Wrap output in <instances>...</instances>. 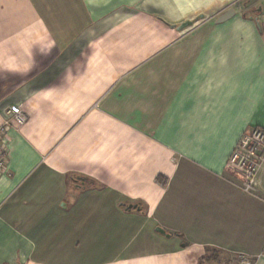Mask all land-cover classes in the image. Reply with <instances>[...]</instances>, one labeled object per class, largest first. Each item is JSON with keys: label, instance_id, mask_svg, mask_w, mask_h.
Here are the masks:
<instances>
[{"label": "crops", "instance_id": "crops-1", "mask_svg": "<svg viewBox=\"0 0 264 264\" xmlns=\"http://www.w3.org/2000/svg\"><path fill=\"white\" fill-rule=\"evenodd\" d=\"M12 106L0 264H264V0H0Z\"/></svg>", "mask_w": 264, "mask_h": 264}, {"label": "built area", "instance_id": "built-area-1", "mask_svg": "<svg viewBox=\"0 0 264 264\" xmlns=\"http://www.w3.org/2000/svg\"><path fill=\"white\" fill-rule=\"evenodd\" d=\"M28 116L19 106H12L0 121V172L6 164V139L13 125L24 124ZM228 167L240 175L241 186L245 192L256 190L258 174L264 164V129L253 128L245 132L238 140L228 160ZM264 257V249L259 254Z\"/></svg>", "mask_w": 264, "mask_h": 264}, {"label": "water", "instance_id": "water-1", "mask_svg": "<svg viewBox=\"0 0 264 264\" xmlns=\"http://www.w3.org/2000/svg\"><path fill=\"white\" fill-rule=\"evenodd\" d=\"M235 11L234 9H229L226 12H223L218 18H217V22H224L225 20L231 18L232 16H234ZM194 24V21H186L183 24H181V26L178 27L179 30H183L191 25ZM130 207H137V205H132ZM158 230L162 233H164V230L161 228H158Z\"/></svg>", "mask_w": 264, "mask_h": 264}, {"label": "trees", "instance_id": "trees-1", "mask_svg": "<svg viewBox=\"0 0 264 264\" xmlns=\"http://www.w3.org/2000/svg\"><path fill=\"white\" fill-rule=\"evenodd\" d=\"M220 254H221V252L219 250L214 249L213 250V259H217L218 260Z\"/></svg>", "mask_w": 264, "mask_h": 264}, {"label": "rangeland", "instance_id": "rangeland-1", "mask_svg": "<svg viewBox=\"0 0 264 264\" xmlns=\"http://www.w3.org/2000/svg\"><path fill=\"white\" fill-rule=\"evenodd\" d=\"M230 157V156H229ZM229 160V159H228ZM228 165V164H227ZM230 168V167H229ZM232 169V168H231ZM232 170H234L236 173H237V171L235 170V169H232ZM237 175H238V173H237ZM238 177L240 178V175H238Z\"/></svg>", "mask_w": 264, "mask_h": 264}]
</instances>
